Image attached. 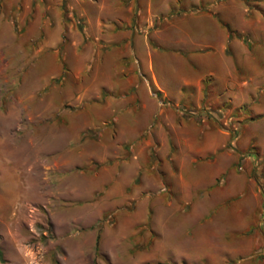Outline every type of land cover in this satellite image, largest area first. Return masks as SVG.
Listing matches in <instances>:
<instances>
[{
  "label": "rangeland",
  "instance_id": "374dc122",
  "mask_svg": "<svg viewBox=\"0 0 264 264\" xmlns=\"http://www.w3.org/2000/svg\"><path fill=\"white\" fill-rule=\"evenodd\" d=\"M198 14L237 78L205 74L190 100L192 57L210 50ZM206 119L222 147H202ZM237 135L264 194V0H0V264H26L24 246L40 264H264V243L236 250L264 239V204L219 245L236 197L206 201Z\"/></svg>",
  "mask_w": 264,
  "mask_h": 264
},
{
  "label": "crops",
  "instance_id": "0c3cea01",
  "mask_svg": "<svg viewBox=\"0 0 264 264\" xmlns=\"http://www.w3.org/2000/svg\"><path fill=\"white\" fill-rule=\"evenodd\" d=\"M207 15L205 14H198V15H193V18L198 21L203 20L204 24H200L198 22H194V27L196 30H199V35L203 36L205 39H207L206 42L202 44V46L209 45L210 50L206 53L205 55H194L192 57L193 64H195V67H197L198 71L190 78L187 82L185 81V85H187V89L185 90V93L190 100H195L196 97L192 95L190 92L192 89H196V87H200V80L201 77L204 76L205 74H212L214 76V82L219 84V88L222 89L223 85L222 82L226 76L236 79L237 77L235 76V72H233V67H232V62L229 61V56L226 57L224 53L220 52V48L224 46L226 43V39H222L221 35V28L216 27L212 21H209V18L206 17ZM218 26V25H217ZM229 48L232 53V58H236V60L240 61V52L243 51L240 42L238 39H229ZM195 49L196 46H194ZM210 63V64H209ZM253 64L251 63V67ZM220 67L221 70L218 71V68ZM204 68V71H201V69ZM212 70V71H211ZM157 87L159 89H162V96L164 99L167 101H180V99L183 98V96L178 95H172L168 93L165 89L161 88L158 83ZM232 100L231 97H229L228 102ZM197 101V100H196ZM204 101V100H203ZM214 101V100H213ZM234 101V100H233ZM232 101V102H233ZM209 105V103H208ZM221 106H223L221 104ZM225 108V106H223ZM192 110V109H191ZM210 110V109H209ZM208 110V112H209ZM220 111V109H218ZM210 120L206 121L204 120L205 124L203 129H200L202 132V137H203V144L202 147L206 150H211L216 147H222L224 142L226 140L225 136L222 135V130L223 127L221 126L220 128L215 127L213 123V119H208ZM240 124H237L236 130H238V135H239V129ZM245 131V130H244ZM246 132H244V135ZM237 135V136H238ZM245 139V138H244ZM242 137L238 136L237 142H232V149L231 151L234 152H224L220 153L218 159H219V164L216 165L215 171L213 172L214 174L212 175V179L218 180L220 176L223 174L222 181H220L221 188L220 190L217 189L215 190H210V196L209 198L206 199L207 202L212 203L218 201V195H224L223 197L229 198L230 196H235L236 200L235 202L228 208H223L219 211V228L216 232H218V238H219V245H221L224 241L223 239V234L224 233H231V230H237L240 233H245L247 230V226L243 228H232L233 224H239V222L244 218L243 215L246 213H255L258 210L260 211L263 204H264V194L260 191V189L251 182H255L253 179H250L251 182H248L247 179L244 180V175L247 177L251 174V170L253 169L252 167V162H251V156L252 154L255 155L256 152H253L250 155H245L242 157L243 151L245 152L244 148L248 149L249 147H254V145H251V142L246 143V139L244 140ZM248 139V138H247ZM249 151V150H248ZM214 162V161H212ZM231 164V165H230ZM220 166V167H218ZM222 167V168H221ZM230 167V170L228 169ZM235 167V168H234ZM254 170H259V167H256ZM233 171H236L237 173H234ZM257 172V171H256ZM203 177V176H202ZM231 178V185L228 184V179ZM221 179V178H220ZM234 179V182H233ZM249 179V177H248ZM257 179V178H256ZM261 180L258 182L260 185ZM248 187L247 193L248 195H242L244 192L243 185ZM197 185V184H196ZM230 185V186H229ZM228 187L230 189V192L228 191ZM200 200V198L198 199ZM195 201L193 199V211H198ZM251 223H255L254 221H251ZM230 231V232H229ZM212 232V231H211ZM248 232V231H247ZM255 239V240H254ZM264 239H260L257 235H255V232H248L247 234L243 235L241 238H239L236 241V246L239 252L242 251H250L254 247L260 246V244L264 243L262 242Z\"/></svg>",
  "mask_w": 264,
  "mask_h": 264
},
{
  "label": "clouds",
  "instance_id": "9594fccd",
  "mask_svg": "<svg viewBox=\"0 0 264 264\" xmlns=\"http://www.w3.org/2000/svg\"><path fill=\"white\" fill-rule=\"evenodd\" d=\"M29 228L31 231L36 232V228L34 223L29 225ZM37 251H43V249H38ZM22 255L26 259V264H40V262L37 260V252L33 251V249L30 246H24L22 250ZM41 259L43 257L41 256Z\"/></svg>",
  "mask_w": 264,
  "mask_h": 264
}]
</instances>
